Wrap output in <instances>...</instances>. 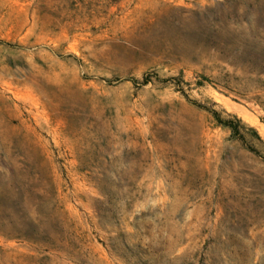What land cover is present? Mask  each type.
Instances as JSON below:
<instances>
[{
	"label": "rangeland",
	"instance_id": "rangeland-1",
	"mask_svg": "<svg viewBox=\"0 0 264 264\" xmlns=\"http://www.w3.org/2000/svg\"><path fill=\"white\" fill-rule=\"evenodd\" d=\"M0 264H264V0H0Z\"/></svg>",
	"mask_w": 264,
	"mask_h": 264
},
{
	"label": "trees",
	"instance_id": "trees-1",
	"mask_svg": "<svg viewBox=\"0 0 264 264\" xmlns=\"http://www.w3.org/2000/svg\"><path fill=\"white\" fill-rule=\"evenodd\" d=\"M213 116L215 117V119L222 125H224L225 127H228L230 129H232V131L236 134H239V129L238 127L236 126L235 122L232 121V120H223L220 116V114L216 111H213L212 112ZM237 122L238 123H241L240 120L237 119Z\"/></svg>",
	"mask_w": 264,
	"mask_h": 264
}]
</instances>
